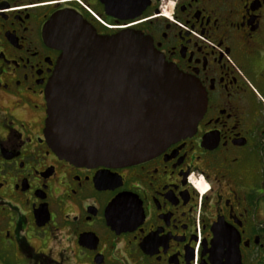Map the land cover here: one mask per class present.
<instances>
[{
	"label": "flooded vegetation",
	"instance_id": "af4514ba",
	"mask_svg": "<svg viewBox=\"0 0 264 264\" xmlns=\"http://www.w3.org/2000/svg\"><path fill=\"white\" fill-rule=\"evenodd\" d=\"M60 10L144 35L197 81L193 134L130 165L58 157L42 29ZM217 223L264 264V0H0V264H212Z\"/></svg>",
	"mask_w": 264,
	"mask_h": 264
},
{
	"label": "water",
	"instance_id": "95a60500",
	"mask_svg": "<svg viewBox=\"0 0 264 264\" xmlns=\"http://www.w3.org/2000/svg\"><path fill=\"white\" fill-rule=\"evenodd\" d=\"M42 36L60 51L44 129L58 157L83 166L130 165L195 131L203 90L144 35L100 36L80 15L60 10ZM209 253L212 264H240L238 237L217 223Z\"/></svg>",
	"mask_w": 264,
	"mask_h": 264
},
{
	"label": "built area",
	"instance_id": "2783aa9c",
	"mask_svg": "<svg viewBox=\"0 0 264 264\" xmlns=\"http://www.w3.org/2000/svg\"><path fill=\"white\" fill-rule=\"evenodd\" d=\"M199 244L196 246V250H198ZM194 264H197V259H195Z\"/></svg>",
	"mask_w": 264,
	"mask_h": 264
},
{
	"label": "bare ground",
	"instance_id": "6f19581e",
	"mask_svg": "<svg viewBox=\"0 0 264 264\" xmlns=\"http://www.w3.org/2000/svg\"><path fill=\"white\" fill-rule=\"evenodd\" d=\"M200 187H202V185H200ZM201 190H202V191H205V188H204V187H202V188H201ZM201 190H200V191H201Z\"/></svg>",
	"mask_w": 264,
	"mask_h": 264
}]
</instances>
